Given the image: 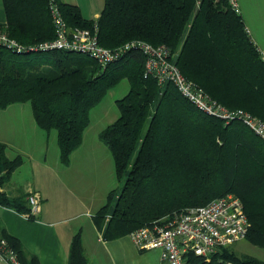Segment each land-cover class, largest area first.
<instances>
[{
  "label": "trees",
  "instance_id": "trees-1",
  "mask_svg": "<svg viewBox=\"0 0 264 264\" xmlns=\"http://www.w3.org/2000/svg\"><path fill=\"white\" fill-rule=\"evenodd\" d=\"M97 21L84 19L77 5L58 0L66 22L91 29L115 49L141 40L165 46L181 73L229 110H243L264 122V63L241 14L229 0H104ZM6 31L22 45L52 41L55 30L47 0H3ZM145 58L131 51L102 68L68 51L16 54L0 47V110L29 103L37 125L56 131L61 162L83 143L91 111L123 80L129 93L116 102L119 118L99 134L112 154L122 187L112 190L94 216L105 240L129 236L188 208L234 194L251 224L245 241L264 250V141L239 120L206 116L173 84L146 77ZM0 144L4 183L23 164ZM0 204L28 214L27 195L0 193ZM35 218H31L34 220ZM0 239L22 264H40L0 224ZM233 246V245H232ZM232 246L212 259L190 255L185 264H264ZM68 264H89L81 233L70 246Z\"/></svg>",
  "mask_w": 264,
  "mask_h": 264
},
{
  "label": "crops",
  "instance_id": "crops-1",
  "mask_svg": "<svg viewBox=\"0 0 264 264\" xmlns=\"http://www.w3.org/2000/svg\"><path fill=\"white\" fill-rule=\"evenodd\" d=\"M60 1L78 7L81 4L78 0ZM238 1L247 32L262 53L264 29L258 28L255 17L252 20L250 16L256 13L257 18L264 21V0ZM80 9L84 19L94 20ZM100 15L95 14L96 20ZM6 24V10L3 0H0V26ZM0 113L14 116L15 121L20 119L25 124L24 116L28 115V108L25 104H14L0 110ZM29 116L33 119V134L22 129L15 134L23 146L17 147L16 139L9 136H3L0 144L15 148L29 158L32 178L28 183H11L25 163L24 157L18 155L23 158V164L4 183V192L11 198L22 194L28 198L36 193L40 198L41 211L34 220H30L0 204V224L4 230L18 238L27 254L36 256L40 264H68L72 239L77 233L82 235L89 264H162L158 250L142 252L128 236L105 240L94 222V216L106 204L108 194L116 189L113 183L115 163L107 146L100 139L90 143L86 130L81 147L73 152L69 165H64L60 149L56 148H59L57 134L47 138L37 125L33 111L29 112ZM51 142L54 160L49 158ZM32 149L37 151L35 155ZM8 182L11 184L8 185Z\"/></svg>",
  "mask_w": 264,
  "mask_h": 264
},
{
  "label": "built area",
  "instance_id": "built-area-1",
  "mask_svg": "<svg viewBox=\"0 0 264 264\" xmlns=\"http://www.w3.org/2000/svg\"><path fill=\"white\" fill-rule=\"evenodd\" d=\"M55 30L52 41L25 46L11 38L5 26H0V47L16 54L30 52L68 51L96 61L102 68L124 58L131 51L140 52L145 58L146 77H152L163 87L173 84L178 91L206 116L227 123L239 120L264 141V122L243 110H229L210 98L194 82L188 80L175 63L174 55L165 46H153L137 40L119 48L109 49L99 42L97 23L91 29L70 26L59 7L58 0H47ZM232 10L241 14L239 1L229 0ZM264 63V52L261 53ZM0 193H4L1 183ZM30 212L25 217L36 218L41 211L39 196L27 198ZM251 224L239 197L229 194L207 205L188 208L170 217L155 221L129 234L138 250H158L162 264H185L190 255L211 260L221 249L244 241ZM0 264H22L17 253L5 240L0 239ZM233 264V263H227Z\"/></svg>",
  "mask_w": 264,
  "mask_h": 264
},
{
  "label": "rangeland",
  "instance_id": "rangeland-1",
  "mask_svg": "<svg viewBox=\"0 0 264 264\" xmlns=\"http://www.w3.org/2000/svg\"><path fill=\"white\" fill-rule=\"evenodd\" d=\"M80 4V8H82L83 13L88 14V16L91 17V19L96 20V13H102V10L105 5L104 0H78ZM253 16L255 17L254 22L257 25L258 28L264 29V21L261 22L257 17L258 15L255 13L250 16V19ZM257 18V19H256ZM264 19V18H263ZM97 21V20H96ZM173 54V53H172ZM175 55V54H173ZM130 91V85L127 80H123L118 86L113 88L111 91L108 92V94L105 96L103 101L95 107L91 111V126L87 129L86 133L88 134V140L90 143L97 142L99 140L98 135L99 133L108 125L115 122L119 116L120 112L118 110L116 102L122 98H124ZM26 108H28V115L24 116V119L26 120V123L23 124L20 122L21 120H14V116H7L4 115V113H0V139L3 136H9L13 137V139H16L15 144L17 143V147H21L24 144L20 142L17 138V135L20 132L19 129L26 130L29 134H33V119L31 120V117L29 116V112L32 111L31 105L29 103L25 104ZM2 114V115H1ZM29 120H30V126H29ZM23 126V128H21ZM40 130V129H39ZM42 130V129H41ZM18 132V133H17ZM43 134L46 135L47 138H49L50 135L56 136V131H51L49 134L45 130L41 131ZM23 142L24 140L21 139ZM55 146V145H54ZM57 146V145H56ZM59 151V148L56 147ZM54 147L53 143L50 144V150H49V158L51 160H54ZM33 154L35 155L36 150L32 149ZM6 155L9 159H15L16 156L22 155L21 152L17 151L15 148H7ZM24 157L25 163L23 167L19 168L16 172L15 178L10 181L11 183H28L30 182V178H32V170L30 165V160L27 156L22 155ZM108 178V177H107ZM113 183L115 188L122 187L123 183H120L113 172ZM11 183L8 182V185ZM26 185V184H25ZM113 186V187H114ZM26 186H24L25 188ZM99 201V198L97 199ZM99 209V208H98ZM232 249L234 252H236L239 255H249L255 258H258L262 261H264V250L253 246L247 241H241L232 246Z\"/></svg>",
  "mask_w": 264,
  "mask_h": 264
}]
</instances>
